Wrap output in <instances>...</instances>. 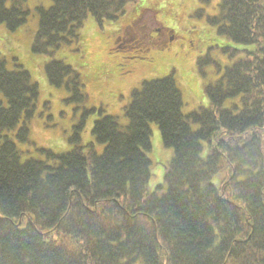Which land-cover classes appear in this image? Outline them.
<instances>
[{
  "label": "trees",
  "instance_id": "obj_1",
  "mask_svg": "<svg viewBox=\"0 0 264 264\" xmlns=\"http://www.w3.org/2000/svg\"><path fill=\"white\" fill-rule=\"evenodd\" d=\"M22 1L0 0L7 31L27 21ZM127 1L51 0L35 8L30 49L48 56L50 85L83 97L75 69L52 54L79 38L88 16L100 28L117 21ZM213 9L206 19L227 44L226 62L196 59L216 75L203 84L206 104L183 113L173 71L144 80L131 90L125 126L96 109L91 134L101 152L80 144L93 108L74 126L68 151L41 149L45 160L23 155L15 139L29 141L38 83L19 65L8 68L0 53V264H264V0H219ZM150 39V52L132 59L149 61L146 68L159 53ZM106 71L115 75L108 64ZM150 123L172 150L163 185L153 190Z\"/></svg>",
  "mask_w": 264,
  "mask_h": 264
},
{
  "label": "rangeland",
  "instance_id": "obj_2",
  "mask_svg": "<svg viewBox=\"0 0 264 264\" xmlns=\"http://www.w3.org/2000/svg\"><path fill=\"white\" fill-rule=\"evenodd\" d=\"M218 1L211 0L205 3L198 0H128L125 5L126 11L119 18L120 20L117 19L118 23L123 18L122 23L127 20L126 17L130 18L137 7L148 9L143 10L142 19L136 24L139 33L128 31L123 40L119 41L123 51L118 54L113 53V56L136 58L142 53L150 52L149 33L145 32L146 28L158 27L152 19L153 16L158 19L162 16L160 21L172 24L176 38L175 44L169 51L158 54L152 52L158 60L154 59L150 67L128 73L121 81L114 80L115 75L110 76L105 66L109 60L108 33L114 27L108 26L106 22L100 28L94 19L88 16L82 23L79 38L72 39L70 43L57 48L52 54L55 58H63L78 74L83 97L74 100L70 99V91L64 87H55L48 83L44 74V64L48 56L33 53L30 49V42L38 25L35 8L48 7L51 0H23L22 5L30 10L27 21L15 31H7L0 24V33L7 44L3 48L0 47L6 66L15 68L19 65L38 83L39 98L35 114L28 123L29 141L23 143L15 139L17 147L24 152L23 155L45 160L46 155L41 149L55 153L68 151L73 145L69 138L75 130L74 126L78 124L84 110L93 108L94 111L83 116L85 121L79 131L80 144L93 142L95 150L101 152L103 146L96 143L91 134L93 120L100 117L96 109L101 108L102 115L115 116L118 123L122 127L125 126L127 118L124 115V107L130 100L131 90L139 87L144 80L162 77L170 71H173L183 95V113L204 106L206 98L203 84L216 75L211 64L204 62L196 64V59L200 57V60H204L208 56L218 63L226 62L221 47L227 44L206 19L214 12L213 7ZM187 14L189 17L185 20ZM139 25H146V28ZM190 30L192 33L188 34ZM189 41L193 43L192 47L188 45ZM158 43L161 44L162 41L159 40ZM148 46L149 50H147ZM150 130L151 150L147 151V156L150 159L151 177L148 188L153 190L159 184L163 185L164 166L170 160L172 150L163 146L155 123H150ZM219 178V173L215 174L212 182L217 183Z\"/></svg>",
  "mask_w": 264,
  "mask_h": 264
},
{
  "label": "flooded vegetation",
  "instance_id": "obj_3",
  "mask_svg": "<svg viewBox=\"0 0 264 264\" xmlns=\"http://www.w3.org/2000/svg\"><path fill=\"white\" fill-rule=\"evenodd\" d=\"M143 10L144 9L137 11L135 9L133 14L130 15V18L126 17L127 20H125V22L122 23L121 20L118 24L116 22L111 24V26L113 25L114 27L111 30V33H115V35H110V46L108 47L109 52H107V55H109L110 57H108L109 60L107 61V64L113 68L115 73V79L118 81L122 80L123 77L126 76V74L133 72L135 73L138 70L145 69L149 65V61H133V58L125 59L123 56H113L114 52H118L121 50L122 47L119 46V41L123 40L125 34H127L128 31L139 33L138 28L136 29V24L142 19ZM173 17L175 18V16ZM152 19L158 27H153L149 29L146 28V25L139 26L146 28L145 33H149L148 36L149 38H151V44H153L152 47H155L154 45H158L157 47L159 52H167L172 49V45L175 42V28L172 27V24H167L166 22L160 21L162 19V16L159 19L156 16H153ZM176 23H178L177 20ZM159 40L162 41L161 44L158 43ZM189 45L193 46V43L189 41Z\"/></svg>",
  "mask_w": 264,
  "mask_h": 264
}]
</instances>
